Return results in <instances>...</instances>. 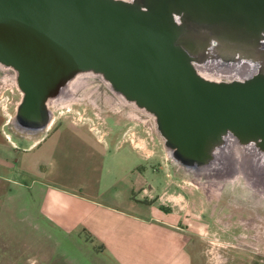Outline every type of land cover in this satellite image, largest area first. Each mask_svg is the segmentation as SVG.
<instances>
[{
	"label": "water",
	"instance_id": "water-1",
	"mask_svg": "<svg viewBox=\"0 0 264 264\" xmlns=\"http://www.w3.org/2000/svg\"><path fill=\"white\" fill-rule=\"evenodd\" d=\"M211 63L252 68L217 82L197 68ZM0 64L17 73L25 133L91 72L155 118L186 169L222 162L230 140L264 157V0H0Z\"/></svg>",
	"mask_w": 264,
	"mask_h": 264
},
{
	"label": "crops",
	"instance_id": "crops-1",
	"mask_svg": "<svg viewBox=\"0 0 264 264\" xmlns=\"http://www.w3.org/2000/svg\"><path fill=\"white\" fill-rule=\"evenodd\" d=\"M21 100L16 93L0 104V264H36L38 249L53 264V243L59 242L54 230L76 253L81 250L76 264H207L202 235L217 232L225 219L212 189L197 187L192 174L168 154L148 153L143 131L139 144L136 133L122 137L119 132L115 138L114 131L108 137L114 140L93 139L96 179L90 182L96 181V196L94 188L56 191L51 175L58 157L70 160L90 146L72 133L85 125L55 126L54 120L45 132L25 133L15 125ZM130 116L139 125L148 122ZM11 126L15 130L9 132ZM67 144L71 148L64 151ZM103 152L115 163L125 162V169L101 172L98 155ZM83 234L92 241L87 253Z\"/></svg>",
	"mask_w": 264,
	"mask_h": 264
},
{
	"label": "rangeland",
	"instance_id": "rangeland-1",
	"mask_svg": "<svg viewBox=\"0 0 264 264\" xmlns=\"http://www.w3.org/2000/svg\"><path fill=\"white\" fill-rule=\"evenodd\" d=\"M81 80L87 84L78 91L76 99L53 106L54 119L56 120L55 126L64 123L85 125L75 127L72 133L78 134L90 146L85 145L82 150L80 149L81 155L70 160H63L65 156L58 157L60 164L51 175V179L54 183L53 189L56 191L60 189L70 191L69 188H78L76 192L80 193V191L94 188L92 192L96 196V181L90 182V179L93 176L96 179V172H93L96 155L93 158L91 152L96 150L92 144L93 139H96L98 135L104 136L108 141L111 139L108 138L110 133H114V131L116 132L115 138L119 132L122 133V137L136 133L135 144H139L138 139H144L145 136L148 138V153L168 154V149L153 117L149 116L145 125H139L142 123L133 120L130 116L139 114V111L136 108H133L132 111L131 108H128V104L117 101V97L100 79L88 77ZM89 128L96 129L98 133L90 132ZM13 130H15L13 126L8 129L9 132ZM66 140L72 142L73 138L67 137ZM70 148L71 145L67 144L64 151ZM109 155L110 153L107 152L98 155L101 172L125 169V162L115 163ZM225 158L226 160H224ZM230 159L226 155L222 159V161L224 160L223 164L218 166L222 169V175L218 172H210L208 175L202 173L206 178L200 181L199 179H190L191 182H195L197 187L203 186L212 189L215 192L216 200L214 202L222 203L219 206L225 211L222 215V218H225L224 225L219 226V230L213 234L202 235L203 248L207 252L206 262L207 264H264V181L259 182L262 177L264 180V173L260 174L262 176L260 178L247 174L250 168L244 157V167L242 166L244 175H246L244 176L240 169L230 162ZM254 159V162L251 161V165L260 170L264 169V163L258 158ZM225 180L226 182H224ZM85 234L88 235L87 232ZM87 235H80L85 240V246L82 249L84 253L90 249L93 250L92 241L89 239L90 235H88L89 237ZM74 236L81 242L78 233L77 235L75 233ZM53 238L59 241L53 243V264H76L77 258L82 260L81 250L76 253L75 247L63 243L59 231L54 230ZM35 260L36 264H48L39 249Z\"/></svg>",
	"mask_w": 264,
	"mask_h": 264
},
{
	"label": "bare ground",
	"instance_id": "bare-ground-1",
	"mask_svg": "<svg viewBox=\"0 0 264 264\" xmlns=\"http://www.w3.org/2000/svg\"><path fill=\"white\" fill-rule=\"evenodd\" d=\"M197 68H198V71L200 72V74L204 78H206L208 80L219 82V81H222V80H225V79L228 80V81H231V80H234V79H243L249 74V72L251 71L252 67L250 65L247 66L246 64L242 65V63L241 64L240 63L239 64H234V65H231L229 67H222L219 64L211 63V64H208V65H200ZM88 77L89 78H98V79H100L110 89L112 94H114L117 97L116 98L117 101L124 102V103L129 105V106L127 105L128 107H131L132 109L136 108L137 111H142V112L145 111V110H142V109L138 108L134 103H131V102L127 101L122 95L116 93L112 89L110 83L108 81H106L103 78L102 75H98V74H94V73L89 72V73H81V74H79L76 78H74L68 84V86L62 91V93L60 94L59 97L50 100L49 108H50L51 112L53 113V118H55L53 106L56 105V104H62V103L67 102L69 100L71 101V99L72 100L76 99L78 91L87 84L85 81H83L81 79L82 78H88ZM146 113H148V112H146ZM148 114H150V113H148ZM137 116H138V114H137ZM168 155L173 159L172 153L169 150H168ZM224 155H225V157H226V155H228V158L229 157L231 158L230 162L232 164L234 163V165H236L238 167V169H240L242 175H244V169H243V167H244V164H243L244 157H245L246 161L248 162L250 169L252 168L254 170H260L258 167L255 168V166L251 165V161L254 162V160H255L254 158H258V159L261 160V162L264 163L263 155L255 147H253V146H247V147L240 146L238 144V142L234 141V140L228 141V143L226 144V146L224 148ZM224 160H226V158ZM223 161L222 162H216L215 164H213L211 167L205 169L204 171L203 170H201V171L190 170V169H186V168L182 167L181 165L180 166L182 168H184L186 171H188V173H191L195 179H199V181H200L201 179L206 178V176L204 174L202 175V173H207V175L210 172L211 173L218 172V174L221 173L222 169L220 167H218V166L222 165ZM225 167H227V166L225 165ZM261 170H264V169H261ZM247 174H251V172L249 171V173H247ZM221 175H222V173H221ZM244 176H246V175H244ZM224 182H226V180ZM220 183H222V182H220Z\"/></svg>",
	"mask_w": 264,
	"mask_h": 264
},
{
	"label": "built area",
	"instance_id": "built-area-1",
	"mask_svg": "<svg viewBox=\"0 0 264 264\" xmlns=\"http://www.w3.org/2000/svg\"><path fill=\"white\" fill-rule=\"evenodd\" d=\"M16 93L22 95L18 88L17 73L12 68L0 64V104H8L11 101V97L16 95ZM140 116H142L143 120H148V117L151 116V114H148L145 111H139L138 117ZM54 120L52 113V122H54Z\"/></svg>",
	"mask_w": 264,
	"mask_h": 264
},
{
	"label": "flooded vegetation",
	"instance_id": "flooded-vegetation-1",
	"mask_svg": "<svg viewBox=\"0 0 264 264\" xmlns=\"http://www.w3.org/2000/svg\"><path fill=\"white\" fill-rule=\"evenodd\" d=\"M250 172H251V174L253 175V176H255V177H257V178H260V174L261 173H264V170H254V169H250ZM262 177V176H261ZM263 179V177L261 178V180H259V182L261 183V181H264V180H262Z\"/></svg>",
	"mask_w": 264,
	"mask_h": 264
}]
</instances>
